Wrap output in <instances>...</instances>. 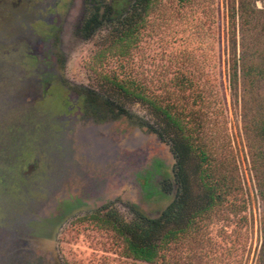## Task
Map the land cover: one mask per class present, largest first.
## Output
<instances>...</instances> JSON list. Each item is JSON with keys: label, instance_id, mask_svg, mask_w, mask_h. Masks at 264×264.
<instances>
[{"label": "rangeland", "instance_id": "rangeland-1", "mask_svg": "<svg viewBox=\"0 0 264 264\" xmlns=\"http://www.w3.org/2000/svg\"><path fill=\"white\" fill-rule=\"evenodd\" d=\"M34 1L11 14L8 3H0V256L16 242L18 230H27L24 225L63 209L67 214L55 238L61 264H259L264 203L243 131L241 95L234 96L228 78L227 8L235 0H153L146 11L134 13L142 24L125 49L113 46V39L131 20L134 0H105V20L77 44L65 68L105 103V123L93 126L78 123L72 104L37 99L32 84L19 81L28 76L19 79L11 65L21 60L19 40L36 42L45 35L38 28L45 3ZM254 1L264 9V0ZM53 11L62 13L60 3ZM111 77L140 86L162 105H176L207 145L214 171L231 180L224 202L194 224H185L187 210L169 224L179 226L178 233L153 262L127 256L123 239L99 219L111 212L123 222L159 215L166 200L144 199L143 210L132 196L131 176L151 154L173 153V128ZM180 79L191 86L180 88ZM257 102H264V87L246 95L249 110ZM187 157L189 194L201 201L198 157ZM104 188L108 205L96 211ZM77 206L86 212H70Z\"/></svg>", "mask_w": 264, "mask_h": 264}, {"label": "trees", "instance_id": "trees-1", "mask_svg": "<svg viewBox=\"0 0 264 264\" xmlns=\"http://www.w3.org/2000/svg\"><path fill=\"white\" fill-rule=\"evenodd\" d=\"M152 1L134 0L133 11L130 14L131 20L114 37L113 46L125 49L136 38L142 18L139 13L136 16L134 13H137L139 9L146 11ZM227 25L229 86L235 97L238 96V93L241 95L243 131L247 138L250 162L258 193L264 203V102H257L252 110L246 107V95L264 87V9L258 8L254 0H235L227 8ZM238 46L240 52L237 51ZM111 80L126 94L151 104L161 116L164 124L173 128L171 143L176 158L175 171L179 190L172 204L156 217L138 214L135 220L123 222L111 212L107 214L106 218L99 219L123 239L124 253L127 256L153 262L160 256V250L178 233L179 226L169 227V224L174 223V219H176L175 222L182 219L185 210H187L185 224H194L197 217L208 212L214 205L224 202L229 194L231 180L228 175L214 171L207 145L195 129L186 125L183 120V112L176 105H162L157 99L149 98L144 94L140 86L131 82L118 80L114 77H111ZM179 82L180 88L191 86L186 80L180 79ZM189 153L196 154L198 157V177L203 189L201 201H194L189 194L188 177L185 170ZM189 211L190 213H188ZM259 264H264V245L259 257Z\"/></svg>", "mask_w": 264, "mask_h": 264}, {"label": "flooded vegetation", "instance_id": "flooded-vegetation-1", "mask_svg": "<svg viewBox=\"0 0 264 264\" xmlns=\"http://www.w3.org/2000/svg\"><path fill=\"white\" fill-rule=\"evenodd\" d=\"M0 3H8L5 5V11L11 14L13 9L21 3L31 2L30 0H0ZM33 3H45L43 7L46 15L38 27L45 31V35L39 36L36 42H30L24 37V41L19 40L21 47H24L19 54L21 60L11 65L19 69V79L28 76L27 80L19 81L32 84L36 98L42 102L56 97L72 104V114L78 116L80 125L86 126L91 123L92 125H89L93 126L105 123V103L98 101V97L90 91L87 82L66 74L65 68L72 50L92 33L97 23L105 20L107 1L36 0ZM56 3H60L62 13L53 11ZM169 152L167 150L163 156L158 153L151 154L142 167L134 171L131 176L132 196L135 197V204L141 206L143 210L147 208L142 203L144 199L166 200V205L159 215L172 204L179 190L175 171L176 158L172 152L169 155ZM29 165L31 164H28L27 168ZM33 165L35 168L36 164ZM102 192H105V188L98 192L100 199L104 202L96 211L108 205H105V195ZM83 202L82 198L81 203ZM133 203L132 206H136ZM83 205L84 203L81 206ZM81 206H77L70 212H86L81 210ZM66 214L67 211L62 209L28 226L24 225L27 230L25 232L18 230L16 242L13 243L14 240H12L6 254L0 256V264H61L55 238L63 222L60 219Z\"/></svg>", "mask_w": 264, "mask_h": 264}, {"label": "water", "instance_id": "water-1", "mask_svg": "<svg viewBox=\"0 0 264 264\" xmlns=\"http://www.w3.org/2000/svg\"><path fill=\"white\" fill-rule=\"evenodd\" d=\"M33 168H34V165L33 164L29 165L28 168H27V170H26V172H25V174L30 173Z\"/></svg>", "mask_w": 264, "mask_h": 264}]
</instances>
